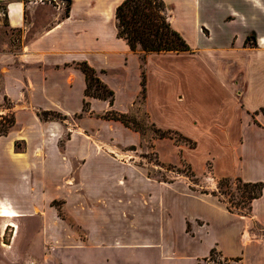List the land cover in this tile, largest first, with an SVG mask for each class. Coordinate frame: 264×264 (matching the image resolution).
Wrapping results in <instances>:
<instances>
[{
  "label": "crops",
  "instance_id": "obj_1",
  "mask_svg": "<svg viewBox=\"0 0 264 264\" xmlns=\"http://www.w3.org/2000/svg\"><path fill=\"white\" fill-rule=\"evenodd\" d=\"M72 1L66 17L54 7L50 12L44 7H30L34 5L32 1L25 7L23 0H0L6 6L7 27L22 33L19 49L0 53V109L5 99L21 105L14 110V128L0 137V152L15 166L16 191L26 196L23 201L29 203L27 193L36 191V204L49 208L57 197H44L40 190H47L50 184L55 188L51 177L56 176V160L65 158L79 160L78 176L80 184L85 185V200H95L99 205L110 199L116 214L115 207L123 196L116 192L142 187L120 183L121 172L127 171V166L97 151L95 146L111 142L115 148V142L135 145L139 140L136 132L120 121L101 115L111 109L123 113L133 110L141 91L140 59L125 41L115 39L113 13L109 14L111 30L103 29L107 21L103 17L105 2ZM164 2L177 32L179 15L194 24L199 46L185 40L191 48L189 52L145 54L143 109L147 117L157 128L176 129L196 142L201 156L206 147L221 176L264 183V0ZM29 32L33 34L30 39ZM249 36L253 37V46L245 44ZM80 62L95 70L99 80L113 91L114 99L110 104L104 99L86 98L89 111L75 128L68 129L63 149H59L56 144L67 126L60 120H42L37 111H56L65 116L81 112L86 80L76 66ZM133 66L137 88L130 92L127 84ZM39 159L44 161V172L39 170ZM69 195L64 197L65 209L72 207ZM38 208L34 206L33 212ZM49 214L51 220L57 218L55 212ZM242 218L237 221L236 233L242 257L226 254L222 248L220 251L229 256L226 262L264 264V188L251 203L249 215ZM82 221L80 226L86 228ZM189 223L186 220L185 228ZM199 232L195 228L192 235L184 234L195 239ZM51 234V239L59 238ZM215 247L216 244L209 247L194 262L206 258ZM0 253L8 257L1 248Z\"/></svg>",
  "mask_w": 264,
  "mask_h": 264
},
{
  "label": "rangeland",
  "instance_id": "obj_2",
  "mask_svg": "<svg viewBox=\"0 0 264 264\" xmlns=\"http://www.w3.org/2000/svg\"><path fill=\"white\" fill-rule=\"evenodd\" d=\"M30 1L34 3L30 7H44L49 12L54 11V7L61 10L64 16L66 14L67 3L64 0H23L25 7L32 4ZM121 1H100L105 2L102 3L105 11L103 17L107 19L105 25L103 23L105 31L111 30L109 14H114ZM72 3L71 0L69 10ZM6 14V6L0 2V53L15 52L22 40L21 31L7 27ZM178 17L177 26L181 35L189 45L199 46L195 41L194 24L183 20L180 15ZM28 34L29 39L33 37L31 32ZM115 39H118L116 26ZM249 45H253L251 39ZM132 53L140 59L141 82L146 55L140 50ZM131 70L127 84L130 92L137 88L136 66ZM2 105V116L9 115L21 106L20 103L16 106L11 99H5ZM78 113L80 111L60 119L67 126V132L56 144L59 149H63L68 129L75 128L85 112L81 117L76 116ZM128 115V129L136 132L139 139L135 145L115 142L114 148L111 142H107L95 146L97 151L127 166V171L121 172L120 183H134L137 188H143L116 192L123 195L115 207L116 214L110 199L99 205L95 200L92 203L85 200L82 188L85 185L80 184L78 176L79 160L65 158L56 160V178L51 177L55 188L50 184L47 190H40V195L44 194V197H57L49 205L50 209L45 210V204L42 207L36 204L39 196H36V191L27 193L30 195L29 203L23 201L26 196L16 191L15 166L10 163L8 156L0 152V213L5 210L21 213L20 217L13 220L19 228L18 233L12 227L3 230L4 220L0 218V248L8 254L4 258L0 253V264H237L226 262L229 256L220 251L222 248L226 254L242 257L240 254L243 249L236 235L239 228L237 221L247 217L249 212L247 206L241 210L233 206L243 193L238 183L234 182L237 177L221 176L216 171L213 154L207 152L206 147L205 155L201 156L199 145L178 130L157 128L151 123L143 109L141 91ZM3 122L0 118V129ZM157 129L171 132L160 138ZM17 147L20 148V144ZM37 161L40 172H44L43 159ZM223 178L231 182L220 187L218 184ZM159 183L161 187H157ZM212 192L217 196L211 195ZM69 194L73 198H68L72 207L65 209L64 197ZM203 201L206 202L202 204ZM214 204L216 207L212 206ZM34 206L39 207L38 212H33ZM41 211L44 213L38 216ZM50 212H55L57 218L51 220ZM193 217L194 220L190 221ZM81 220L86 228L80 226ZM186 220L190 223L185 228ZM195 228L200 230L195 239L184 234L192 235ZM51 233L59 238L51 239ZM239 238L241 240L242 232ZM215 244L216 247L206 258L194 262L195 258ZM95 245L98 248L93 247Z\"/></svg>",
  "mask_w": 264,
  "mask_h": 264
},
{
  "label": "trees",
  "instance_id": "obj_3",
  "mask_svg": "<svg viewBox=\"0 0 264 264\" xmlns=\"http://www.w3.org/2000/svg\"><path fill=\"white\" fill-rule=\"evenodd\" d=\"M67 3L65 16H68L71 0H64ZM168 7L164 0H122L114 11V19L116 22V37L125 41L128 48L135 52L140 50L143 54L149 53H165V52H189L191 51L185 39L177 32L169 21ZM253 37H247L245 44L250 42ZM254 45V44H253ZM251 45V46H253ZM144 60V59H143ZM77 68L84 74L86 80V88L84 91V102L81 112L76 114L81 117L82 113L89 111V104L86 98L104 99L112 104L114 93L106 85H104L96 75V72L86 62L76 64ZM141 96H145V75L144 70L141 77ZM264 113V107L261 108ZM37 115L42 120H60L65 119V115L49 110H39ZM102 118L117 120L128 127V113L116 110H108L101 115ZM4 121L0 129V137L6 136L11 127L15 125L14 112L7 116L0 115ZM159 137L164 138L170 130L157 129ZM183 139V138H182ZM186 141V140H185ZM17 147L18 144H15ZM231 182L228 178H223L219 182V186H225ZM234 182L243 190L235 203L234 208L241 210L247 206L248 212L251 208L253 200L261 196L264 183H245L241 179L236 178ZM223 195V192H218ZM213 196H217L214 192ZM228 208V207H227ZM231 212V209L228 208Z\"/></svg>",
  "mask_w": 264,
  "mask_h": 264
},
{
  "label": "bare ground",
  "instance_id": "obj_4",
  "mask_svg": "<svg viewBox=\"0 0 264 264\" xmlns=\"http://www.w3.org/2000/svg\"><path fill=\"white\" fill-rule=\"evenodd\" d=\"M21 215L18 214L15 211H9V210H5L2 213H0V218H2L4 220V224H3V230H7L8 228H15L17 229V233H18V226L16 225V223H14V219L20 217Z\"/></svg>",
  "mask_w": 264,
  "mask_h": 264
},
{
  "label": "built area",
  "instance_id": "obj_5",
  "mask_svg": "<svg viewBox=\"0 0 264 264\" xmlns=\"http://www.w3.org/2000/svg\"><path fill=\"white\" fill-rule=\"evenodd\" d=\"M58 4V3H57Z\"/></svg>",
  "mask_w": 264,
  "mask_h": 264
}]
</instances>
